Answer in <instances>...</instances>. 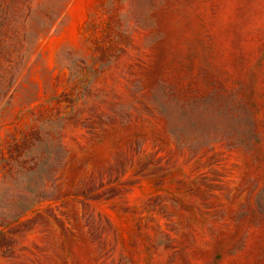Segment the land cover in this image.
Returning a JSON list of instances; mask_svg holds the SVG:
<instances>
[{
  "label": "rangeland",
  "instance_id": "1",
  "mask_svg": "<svg viewBox=\"0 0 264 264\" xmlns=\"http://www.w3.org/2000/svg\"><path fill=\"white\" fill-rule=\"evenodd\" d=\"M0 264H264V0H0Z\"/></svg>",
  "mask_w": 264,
  "mask_h": 264
}]
</instances>
